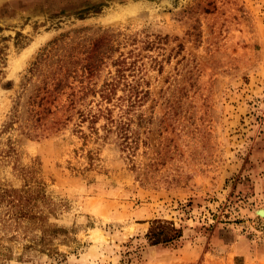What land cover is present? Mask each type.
Instances as JSON below:
<instances>
[{
  "label": "rangeland",
  "instance_id": "obj_1",
  "mask_svg": "<svg viewBox=\"0 0 264 264\" xmlns=\"http://www.w3.org/2000/svg\"><path fill=\"white\" fill-rule=\"evenodd\" d=\"M112 79L148 81L132 148L79 125ZM38 184L45 251L1 199ZM262 209L264 0H0V264H264Z\"/></svg>",
  "mask_w": 264,
  "mask_h": 264
},
{
  "label": "trees",
  "instance_id": "obj_2",
  "mask_svg": "<svg viewBox=\"0 0 264 264\" xmlns=\"http://www.w3.org/2000/svg\"><path fill=\"white\" fill-rule=\"evenodd\" d=\"M143 83L147 87H143ZM61 86L62 84L59 82L56 85V90L60 89ZM118 87L122 88L124 94L114 99ZM96 93H99L101 99L98 103V111H82L79 116V119H81L79 125L88 122L89 128L98 135L99 128L96 125L101 119H104L105 124L101 128L105 131V136H108L110 132H114L124 147H134L138 139L136 137L137 133L132 127L134 120L130 117V114L134 113L149 96L148 81L144 79L106 80ZM74 101L72 100L71 105L75 103ZM73 108L74 106H72ZM116 109H118V114L115 117L114 111ZM1 199L6 203V211L9 216H13L20 224L26 223V228H38L39 232L35 233V238H38L35 246H41L42 250L51 249L50 246L55 239L59 238L61 233L67 232L48 221V213L45 211L47 196L41 185L6 188ZM30 224L33 226H30ZM182 235V228L177 227L174 222L155 219L151 223L146 238L151 245H157L177 241Z\"/></svg>",
  "mask_w": 264,
  "mask_h": 264
},
{
  "label": "water",
  "instance_id": "obj_3",
  "mask_svg": "<svg viewBox=\"0 0 264 264\" xmlns=\"http://www.w3.org/2000/svg\"><path fill=\"white\" fill-rule=\"evenodd\" d=\"M260 215H264V209L259 210Z\"/></svg>",
  "mask_w": 264,
  "mask_h": 264
}]
</instances>
